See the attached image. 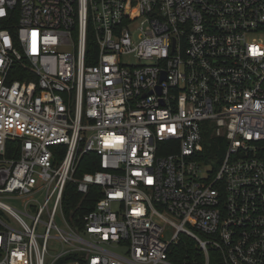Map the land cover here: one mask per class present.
Returning a JSON list of instances; mask_svg holds the SVG:
<instances>
[{
  "label": "built area",
  "instance_id": "built-area-1",
  "mask_svg": "<svg viewBox=\"0 0 264 264\" xmlns=\"http://www.w3.org/2000/svg\"><path fill=\"white\" fill-rule=\"evenodd\" d=\"M6 194L40 207L0 202V264H264V0H0Z\"/></svg>",
  "mask_w": 264,
  "mask_h": 264
},
{
  "label": "trees",
  "instance_id": "trees-1",
  "mask_svg": "<svg viewBox=\"0 0 264 264\" xmlns=\"http://www.w3.org/2000/svg\"><path fill=\"white\" fill-rule=\"evenodd\" d=\"M205 144H204V157L206 158L205 161L208 163V158L211 157V153H214L215 150H218V148L222 147V150L225 146L224 139L216 140L217 142H214V140H211V145H209V140L211 139L212 133L211 131L208 132V125H211L210 123H205ZM207 131V132H206ZM208 141V144H207ZM97 158L94 156H85L79 166L77 173L78 174H84V173H92L97 170H99V166H97ZM94 192L99 193L98 188L93 189ZM101 195V194H100ZM80 200L79 193L77 192L74 185L69 184L67 186V190L65 192L64 196V210L67 213H71L73 210H75L77 202ZM90 203H87V207H89ZM91 208H93V205H90V208H85L83 211H90ZM169 259L173 264H202L203 262V255L202 252L199 250V248L196 245V242L193 239H190L188 237H181L179 243L176 245H173L169 249Z\"/></svg>",
  "mask_w": 264,
  "mask_h": 264
},
{
  "label": "rangeland",
  "instance_id": "rangeland-1",
  "mask_svg": "<svg viewBox=\"0 0 264 264\" xmlns=\"http://www.w3.org/2000/svg\"><path fill=\"white\" fill-rule=\"evenodd\" d=\"M133 29L135 28V26L132 27ZM123 61L128 63V64H137L139 61L137 59H135L133 56H129V57H124ZM208 144V142H207ZM209 145H211V143H209ZM224 149L226 150V146H224ZM208 169V165L205 167V170ZM39 197V196H37ZM0 202L4 203L7 206L12 207L13 209H15L16 211H18L20 213V215L23 217V219L27 222V224H29L30 226L33 225V220L31 217H35L39 211V207L40 206H36V208H33V201H29L28 197H16L15 195H1L0 196ZM39 202L42 203V199H39ZM0 218L4 221V223H6L7 225H9L10 227H14V228H19L18 224L16 223V221L6 212L4 211L2 208H0ZM48 215L47 213H45L41 220L43 222H47L48 221ZM56 223L60 226L64 227V223L62 221V217L60 214L57 215L56 217ZM37 234H44L45 233V226L43 224H40L37 227ZM49 249L51 253H54L56 251H58V247L57 244L54 241H50L49 244Z\"/></svg>",
  "mask_w": 264,
  "mask_h": 264
}]
</instances>
